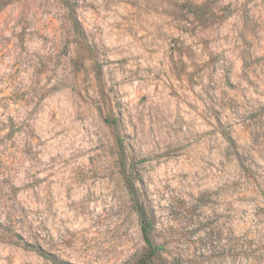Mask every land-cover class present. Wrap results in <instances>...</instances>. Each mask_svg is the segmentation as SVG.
<instances>
[{"label":"rangeland","instance_id":"1","mask_svg":"<svg viewBox=\"0 0 264 264\" xmlns=\"http://www.w3.org/2000/svg\"><path fill=\"white\" fill-rule=\"evenodd\" d=\"M75 1L0 0V264H130L119 151L169 259L264 264V0Z\"/></svg>","mask_w":264,"mask_h":264},{"label":"trees","instance_id":"2","mask_svg":"<svg viewBox=\"0 0 264 264\" xmlns=\"http://www.w3.org/2000/svg\"><path fill=\"white\" fill-rule=\"evenodd\" d=\"M64 9L67 12L70 25L74 33L79 38H84L83 29L80 26L78 18L76 16L77 2L75 0H59ZM89 52L93 53L94 50L89 48ZM95 75L98 83L101 82L102 75V65L97 61L94 65ZM101 85V84H100ZM106 122L115 131V137L117 141H120V135L118 133V121L116 117H109ZM120 149V148H119ZM119 162L120 174L123 177L124 185L127 193L133 203V208L136 213L140 234L143 241V248L134 258L130 264H179L175 259H169V254L167 253V248L163 243H159L156 236L155 221L154 218L147 212L141 192L136 186V180H138V174L133 175L131 168L134 166V161L131 158L124 156L122 151H119ZM38 255L49 260L53 264H73L71 262H66L59 260L55 255L44 251L38 246H30Z\"/></svg>","mask_w":264,"mask_h":264}]
</instances>
